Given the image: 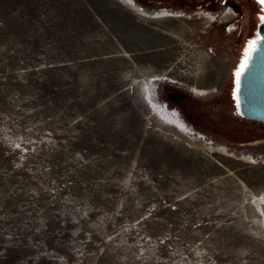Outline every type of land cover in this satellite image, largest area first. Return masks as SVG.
Segmentation results:
<instances>
[{"label": "rangeland", "instance_id": "rangeland-1", "mask_svg": "<svg viewBox=\"0 0 264 264\" xmlns=\"http://www.w3.org/2000/svg\"><path fill=\"white\" fill-rule=\"evenodd\" d=\"M133 1L169 15L0 0V264H264V126L207 98L232 5Z\"/></svg>", "mask_w": 264, "mask_h": 264}, {"label": "flooded vegetation", "instance_id": "flooded-vegetation-1", "mask_svg": "<svg viewBox=\"0 0 264 264\" xmlns=\"http://www.w3.org/2000/svg\"><path fill=\"white\" fill-rule=\"evenodd\" d=\"M179 4H192V0H176ZM224 1H229L232 5V10L234 11V16L232 19V22L228 24V27L234 26L236 28V39L232 43V45L228 48L229 55L234 58L235 62H238L241 60V53L244 51V49L249 51V44L251 41H254L258 37V27L259 24L264 20V0H201V6L209 7L210 10H216L215 5L217 3H222ZM157 12H167L168 11H157ZM259 18V22L257 24V28L255 25V22ZM227 28V26H225ZM257 29V32H256ZM248 45V46H247ZM244 48V49H243ZM247 51V52H248ZM246 56L243 59L241 65L245 62ZM241 66L237 70V72L240 70ZM236 71H230V78L231 80H226L224 84H222L219 89L216 91V94L210 95L207 98L214 97L212 102L213 104H210L213 108L212 112V120L215 121L218 124L224 125L222 121V115L223 113L231 112L232 107V101L228 103L227 99L228 95H231V93L235 94V85H236V78L235 76ZM236 72V73H237ZM235 79V80H234ZM222 97V99H219ZM236 103V99H235ZM235 111V110H234ZM255 130V127H250V131Z\"/></svg>", "mask_w": 264, "mask_h": 264}, {"label": "water", "instance_id": "water-1", "mask_svg": "<svg viewBox=\"0 0 264 264\" xmlns=\"http://www.w3.org/2000/svg\"><path fill=\"white\" fill-rule=\"evenodd\" d=\"M264 20L259 24L258 48L246 61L247 68L235 85L236 110L234 114L248 121L264 123ZM244 62V63H245ZM243 63V64H244ZM241 71V68L240 70Z\"/></svg>", "mask_w": 264, "mask_h": 264}, {"label": "trees", "instance_id": "trees-1", "mask_svg": "<svg viewBox=\"0 0 264 264\" xmlns=\"http://www.w3.org/2000/svg\"><path fill=\"white\" fill-rule=\"evenodd\" d=\"M234 96H235V94H234ZM229 98V100L227 101L228 103H230L231 101H233L234 100V98L232 97L231 98V95H228L227 96V99ZM219 99H222V97H220ZM210 103H208V100H204V102H196V101H193L192 100V109H193V111H194V114H196V116L197 117H200V116H202V115H205V116H207V106L209 105ZM234 107V106H233ZM223 117H222V121H223V123H228V122H231L232 120L234 121V124H233V129H235L237 126H235L236 125V123H238V122H240V120H241V117H239V116H236L235 114H234V110L232 111L231 110V112H230V114L228 113V111L227 112H225V113H223V115H222ZM242 121H244V120H241V122ZM236 122V123H235ZM255 122H257V121H255ZM257 123H260V122H257ZM263 126H264V123H261ZM245 128V127H244ZM243 128V126L240 128V129H244ZM247 129V131H250V127L248 128H246ZM245 130V129H244ZM262 130H264V129H262Z\"/></svg>", "mask_w": 264, "mask_h": 264}, {"label": "bare ground", "instance_id": "bare-ground-1", "mask_svg": "<svg viewBox=\"0 0 264 264\" xmlns=\"http://www.w3.org/2000/svg\"><path fill=\"white\" fill-rule=\"evenodd\" d=\"M120 2L125 5L127 8H130V10L135 11L139 15H143L146 17H151V18H162L165 16H168L169 14L165 12H151L152 14L149 13V11L145 10L144 8L140 7L138 4L135 3L133 0H120ZM194 91H196L198 94H204L206 93V90L200 89V88H195ZM256 200V199H255ZM260 207L264 204V195L261 198H258L257 201Z\"/></svg>", "mask_w": 264, "mask_h": 264}, {"label": "snow or ice", "instance_id": "snow-or-ice-1", "mask_svg": "<svg viewBox=\"0 0 264 264\" xmlns=\"http://www.w3.org/2000/svg\"><path fill=\"white\" fill-rule=\"evenodd\" d=\"M260 39H264V37L260 38ZM258 41H251L249 44V51L246 53V61L251 59V52H254L257 50L258 48ZM247 62H245L244 64L241 65V71H238L236 73L237 75V83L239 84V77L243 74V70L247 68Z\"/></svg>", "mask_w": 264, "mask_h": 264}]
</instances>
